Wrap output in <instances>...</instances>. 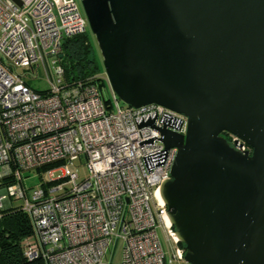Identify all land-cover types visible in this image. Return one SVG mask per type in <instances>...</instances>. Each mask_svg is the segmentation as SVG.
Returning a JSON list of instances; mask_svg holds the SVG:
<instances>
[{
    "label": "built area",
    "instance_id": "built-area-1",
    "mask_svg": "<svg viewBox=\"0 0 264 264\" xmlns=\"http://www.w3.org/2000/svg\"><path fill=\"white\" fill-rule=\"evenodd\" d=\"M19 1L0 0V215L21 200L32 227L24 257L102 264L111 250L112 264L120 245L119 264L185 263L160 196L177 148L159 129L184 134L187 118L159 104L122 105L106 76L107 98L95 83L67 84L60 55L66 38L86 32L79 3ZM39 77L41 90L28 83ZM33 172L39 183L28 186Z\"/></svg>",
    "mask_w": 264,
    "mask_h": 264
},
{
    "label": "water",
    "instance_id": "water-1",
    "mask_svg": "<svg viewBox=\"0 0 264 264\" xmlns=\"http://www.w3.org/2000/svg\"><path fill=\"white\" fill-rule=\"evenodd\" d=\"M80 2L117 97L187 118L159 129L177 148L160 196L185 262L264 264V0Z\"/></svg>",
    "mask_w": 264,
    "mask_h": 264
},
{
    "label": "trees",
    "instance_id": "trees-1",
    "mask_svg": "<svg viewBox=\"0 0 264 264\" xmlns=\"http://www.w3.org/2000/svg\"><path fill=\"white\" fill-rule=\"evenodd\" d=\"M67 84L83 81L105 86L86 32L66 38L60 55ZM98 77V78H97ZM6 182H0L2 187ZM32 233L28 216L18 206L1 210L0 215V264H43L40 259L28 260L22 251V241ZM182 245V244H180Z\"/></svg>",
    "mask_w": 264,
    "mask_h": 264
},
{
    "label": "rangeland",
    "instance_id": "rangeland-1",
    "mask_svg": "<svg viewBox=\"0 0 264 264\" xmlns=\"http://www.w3.org/2000/svg\"><path fill=\"white\" fill-rule=\"evenodd\" d=\"M76 1L79 3L80 8H81V11L84 14V11H83V8L81 6L80 0H76ZM86 35H87V38L89 39V42H90V45H91V48H92V53H93V56H94V58L96 60V63L98 65V68H99L100 72H102L103 74H105V70H104V67H103V64H102V57H101L100 51L98 49V46H97L95 37L92 34V32H91V30H90V28L88 26V23L86 25ZM19 71L22 72L21 69H19ZM28 83L33 88H36V89H39V90L44 89L46 87L45 82L42 79H40V77H39V79H31L30 81H28ZM102 93H103V96L105 98L108 97V90H107V88L102 87ZM121 104L122 105H125L122 101H121ZM75 164L77 165V168L79 170L80 177H83V175L85 173V169H86L85 168V162L77 160L75 162ZM32 175H33L34 178L29 179L27 181V185L28 186H32V185H34L36 183H39V176H38V174L36 172H33ZM11 204H12V206L21 205V200H11ZM28 239L31 240L32 237L29 235V237L24 238L23 241L21 242L22 243V247H23V245L25 244V242ZM110 255H111V250L107 253V255L104 258L102 264H108L109 263ZM120 258H121V247H120V245H118L116 247V249H115V252H114V255H113V258H112V264H119ZM172 264H188V263H186V262L185 263L174 262Z\"/></svg>",
    "mask_w": 264,
    "mask_h": 264
},
{
    "label": "flooded vegetation",
    "instance_id": "flooded-vegetation-1",
    "mask_svg": "<svg viewBox=\"0 0 264 264\" xmlns=\"http://www.w3.org/2000/svg\"><path fill=\"white\" fill-rule=\"evenodd\" d=\"M224 136H226V135L224 134Z\"/></svg>",
    "mask_w": 264,
    "mask_h": 264
}]
</instances>
